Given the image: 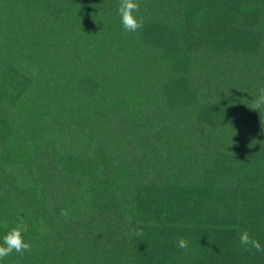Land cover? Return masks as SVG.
I'll use <instances>...</instances> for the list:
<instances>
[{
	"label": "trees",
	"instance_id": "16d2710c",
	"mask_svg": "<svg viewBox=\"0 0 264 264\" xmlns=\"http://www.w3.org/2000/svg\"><path fill=\"white\" fill-rule=\"evenodd\" d=\"M139 2L0 0V264H264V0Z\"/></svg>",
	"mask_w": 264,
	"mask_h": 264
},
{
	"label": "clouds",
	"instance_id": "9594fccd",
	"mask_svg": "<svg viewBox=\"0 0 264 264\" xmlns=\"http://www.w3.org/2000/svg\"><path fill=\"white\" fill-rule=\"evenodd\" d=\"M140 10L139 0H120L118 7V15L124 31L133 33L141 29L143 26V17H137L136 13ZM252 110H258L259 114L264 111V87H261L258 94L253 98L251 104L247 105ZM70 210L62 209L60 215L68 220ZM20 224L17 227L9 230L3 237V244H0V260L11 255L14 251L23 255L26 251L31 250L30 243L26 242L23 234V218L20 217ZM141 232H136L135 235L142 236ZM240 244L248 251L255 249L257 252H264V247L260 242L251 237L248 231H242L239 234ZM177 246L185 251L188 249V241L180 237L176 241Z\"/></svg>",
	"mask_w": 264,
	"mask_h": 264
}]
</instances>
